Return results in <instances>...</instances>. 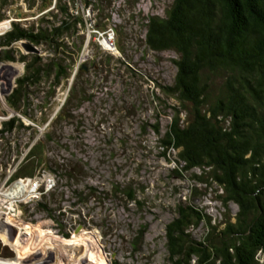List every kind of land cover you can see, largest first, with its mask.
I'll use <instances>...</instances> for the list:
<instances>
[{"label":"rangeland","instance_id":"obj_1","mask_svg":"<svg viewBox=\"0 0 264 264\" xmlns=\"http://www.w3.org/2000/svg\"><path fill=\"white\" fill-rule=\"evenodd\" d=\"M56 1L9 0L0 8L7 15L0 35L11 29L12 20L29 25L44 15L43 26L60 25L59 5L85 18L84 27L72 22L56 38L65 52L36 46V54L68 62L71 75L57 85L51 77L33 87L28 103L37 122L22 117L26 126L16 123L0 140V191L19 180L29 183L26 193L2 201L0 264H169L166 227L180 216V207L189 206L200 214L191 213L188 238L218 243L236 222L238 205L226 199L213 169L186 168L179 150L164 143L175 106L182 121L188 111L166 89L174 82L178 55L149 48L146 25L151 15L165 16L173 0ZM109 28L115 31L116 52L95 39V30ZM12 50L16 61L0 60V128L19 116L6 97L24 73L20 55L30 53L22 41ZM66 102L71 116L60 118ZM47 133L53 140L45 147L46 164L34 177L10 180L29 148ZM66 159L78 163L77 179L50 169ZM39 201L55 209L53 217ZM13 229L18 232L11 242ZM82 257L87 259L79 262ZM258 258L264 264V253Z\"/></svg>","mask_w":264,"mask_h":264},{"label":"trees","instance_id":"obj_2","mask_svg":"<svg viewBox=\"0 0 264 264\" xmlns=\"http://www.w3.org/2000/svg\"><path fill=\"white\" fill-rule=\"evenodd\" d=\"M9 4V0H0V8ZM59 9L62 23L58 26H43L44 15L36 21L37 25L12 20L11 29L0 35V60H17L12 50L17 41L34 46L46 44L55 52H65L56 38L69 30L72 22L84 27L85 20L69 7L59 5ZM6 18L5 12L0 13V21ZM146 26L149 48L173 50L178 55L174 82L166 89L188 111L187 120L182 121L179 107L175 106L164 143L179 150L186 168L213 169L215 179L225 189L226 199L238 205L236 222L222 231L218 243L208 239L209 245L188 238L185 230L191 213H200L191 206L180 207V216L166 227L169 264H192L195 256L193 264H261L258 257L264 253V0H173L165 16H149ZM18 60L25 63L24 73L16 79L6 101L19 116L2 123L0 140L17 124L26 126L22 117L37 122L28 103L33 87L51 77L57 85L71 75L68 62L63 64L49 56L30 52L21 54ZM67 106L68 102L57 113L58 117L71 116ZM52 140L47 133L46 138L33 144L10 180L34 177L46 164L45 147ZM77 165L66 159L57 168L49 167L62 170L68 179H77L81 174ZM37 205L48 216H54L55 209L46 203L39 201ZM63 234L70 237L69 233Z\"/></svg>","mask_w":264,"mask_h":264},{"label":"bare ground","instance_id":"obj_3","mask_svg":"<svg viewBox=\"0 0 264 264\" xmlns=\"http://www.w3.org/2000/svg\"><path fill=\"white\" fill-rule=\"evenodd\" d=\"M7 27V24H6V21L5 23H2L0 24V30L3 29V28H6ZM4 30V29H3ZM11 68V67H9ZM11 71L13 72H16L17 69H15L14 67H12V69H10ZM18 72V71H17ZM29 183H27L26 181L24 180H19V181H16L9 189L5 190V191H0V213L1 214H4V212L1 210L2 207H1V204H2V201L5 200V199H10L13 201V199L19 197L20 195H22L23 193H26L25 191H27V186H28ZM34 184V183H33ZM30 192V191H29ZM12 206V205H11ZM10 209V208H9ZM10 211V210H9ZM5 235V234H4ZM8 238V237H7ZM16 240V238L14 239V241ZM10 241V240H9ZM13 242V241H11ZM87 258L85 257H82L81 260L79 262H83L84 260H86ZM78 264V263H77Z\"/></svg>","mask_w":264,"mask_h":264},{"label":"built area","instance_id":"obj_4","mask_svg":"<svg viewBox=\"0 0 264 264\" xmlns=\"http://www.w3.org/2000/svg\"><path fill=\"white\" fill-rule=\"evenodd\" d=\"M85 19V18H84ZM95 39L99 41V43L107 50L110 52H116L117 49V43H116V38H115V31L113 28H109L105 31H94ZM22 181V180H21ZM35 187L33 190L36 189L37 183L33 184ZM49 185H52V183H49Z\"/></svg>","mask_w":264,"mask_h":264},{"label":"water","instance_id":"obj_5","mask_svg":"<svg viewBox=\"0 0 264 264\" xmlns=\"http://www.w3.org/2000/svg\"><path fill=\"white\" fill-rule=\"evenodd\" d=\"M22 43H23V46L25 47V49L27 50V52H33V53H38L39 52V49L36 46H34L33 44L28 43L26 41H22ZM4 65L6 66V64H4ZM81 69L82 70H86V65L83 64L82 67H81ZM17 232L18 231H16V229H13L12 234H9L8 235V240L14 241V239L16 238Z\"/></svg>","mask_w":264,"mask_h":264}]
</instances>
